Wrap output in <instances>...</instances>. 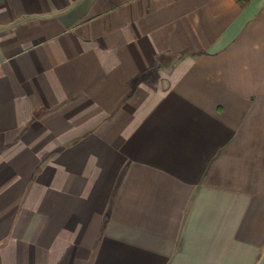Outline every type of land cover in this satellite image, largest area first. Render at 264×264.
<instances>
[{"label":"crops","instance_id":"obj_1","mask_svg":"<svg viewBox=\"0 0 264 264\" xmlns=\"http://www.w3.org/2000/svg\"><path fill=\"white\" fill-rule=\"evenodd\" d=\"M0 264H264V0H0Z\"/></svg>","mask_w":264,"mask_h":264},{"label":"trees","instance_id":"obj_2","mask_svg":"<svg viewBox=\"0 0 264 264\" xmlns=\"http://www.w3.org/2000/svg\"><path fill=\"white\" fill-rule=\"evenodd\" d=\"M243 1V0H242ZM246 1V0H245Z\"/></svg>","mask_w":264,"mask_h":264}]
</instances>
